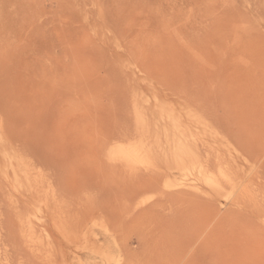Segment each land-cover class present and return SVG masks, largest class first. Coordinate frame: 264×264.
Instances as JSON below:
<instances>
[{
  "label": "rangeland",
  "instance_id": "rangeland-1",
  "mask_svg": "<svg viewBox=\"0 0 264 264\" xmlns=\"http://www.w3.org/2000/svg\"><path fill=\"white\" fill-rule=\"evenodd\" d=\"M210 248L264 264V0H0V264Z\"/></svg>",
  "mask_w": 264,
  "mask_h": 264
},
{
  "label": "bare ground",
  "instance_id": "bare-ground-1",
  "mask_svg": "<svg viewBox=\"0 0 264 264\" xmlns=\"http://www.w3.org/2000/svg\"><path fill=\"white\" fill-rule=\"evenodd\" d=\"M210 245H211V244H210ZM197 246H198V245H197ZM212 246H213V245H212ZM199 247H200V246H199ZM200 248H201V247H200ZM213 248H214V247H213ZM213 248H212V250H211V248H210L207 252H205V253H206V254H204V257H205V258H204V260H203L205 264H214V250H213ZM196 249H198V251H199V248H198V247H197ZM196 249H195V250H196ZM195 250H194V253H195ZM192 253H193V252H192ZM198 253H199V252H198ZM198 253H197V254H198ZM195 254H196V253H195ZM195 254H194V255H195ZM197 254H196V255H197ZM198 256H199V255H198ZM198 256H197L196 260L200 258V257L198 258ZM201 256H202V255H201ZM191 257H192V256H191ZM191 257H190V259H191ZM202 259H203V258H202ZM201 262H202V261H201ZM202 263H203V262H202ZM204 263H203V264H204Z\"/></svg>",
  "mask_w": 264,
  "mask_h": 264
}]
</instances>
